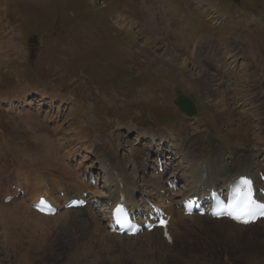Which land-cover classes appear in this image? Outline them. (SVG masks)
Listing matches in <instances>:
<instances>
[{
  "label": "rangeland",
  "instance_id": "374dc122",
  "mask_svg": "<svg viewBox=\"0 0 264 264\" xmlns=\"http://www.w3.org/2000/svg\"><path fill=\"white\" fill-rule=\"evenodd\" d=\"M176 54L194 69L189 79L170 60ZM228 69L240 79L225 77ZM203 71L227 86L225 112L213 107L219 96L193 81ZM257 84H264V0H0V264H264L258 228L241 238L194 221L195 234L185 235L194 227L188 222L173 228L177 242L167 248L146 236L103 238L86 208L62 224L33 219L30 206L50 178L40 168L45 158L76 179L80 168L92 169L94 191L108 194L90 151L96 139H110L106 150L114 145L138 181L145 154L155 174L156 149L175 168L184 167L178 145L192 141L253 150L264 136V110L251 113ZM181 94L196 104L192 116L179 109ZM178 179L183 196L185 177ZM55 180V197L64 198L66 188L58 190L68 179ZM16 187L25 194L6 202ZM20 202L26 209L16 216Z\"/></svg>",
  "mask_w": 264,
  "mask_h": 264
},
{
  "label": "bare ground",
  "instance_id": "6f19581e",
  "mask_svg": "<svg viewBox=\"0 0 264 264\" xmlns=\"http://www.w3.org/2000/svg\"><path fill=\"white\" fill-rule=\"evenodd\" d=\"M121 20H125V18H122ZM180 21L181 20H179L178 23H175V25H178V24L180 25ZM147 42L149 43L148 46H151V45L153 46L155 44V41H152L151 39L147 40ZM170 60L171 61L179 60L177 54L173 55V58ZM213 60L214 62H216L215 64L216 66H221V63H219V60L218 61H216V59H213ZM167 61L168 60H166V62ZM234 62L237 64V59L234 60ZM177 63H178V67L180 68L179 70H181L180 72H183L188 79L190 76L194 74V71H193L194 69L192 70L190 65L188 66L189 63H187V61L180 60V61H177ZM222 65L224 66L225 63H223ZM232 71L234 73H232ZM226 72L228 73L225 74V77L230 76V78H234V80L240 77L238 76L239 74H237V70L234 71L233 69L232 70L228 69L226 70ZM216 78H217L216 74L213 75L211 73L203 71L202 75L198 77H194L193 81L196 82L197 84L203 85V88L208 89L209 91H213L214 94H216L217 96H219V98H221V101L215 103L213 107L215 109L220 110V112L223 113L226 111V109L224 108V105L226 103L225 102L226 94L224 95L222 91H225L226 93L228 92V88L224 84L223 85L226 86V88L224 87V90L220 88L222 86H218V84L215 83L216 80L218 79ZM216 85H217V88H213V86H216ZM253 89H254L252 90V92H254L253 95L256 94V98L259 100V102L254 101V100L252 101L250 99L252 101L250 103V105H252L251 113H254L256 108H258L260 112H262L261 109L264 110V98H263L264 84H257L256 86L253 87ZM253 103L255 104L253 105ZM85 135H88V133H85ZM105 140L110 141V144H112L110 139H103L100 141L96 139L90 151L95 155L94 163L99 165V170H101L105 175V178H106L105 182L107 184L108 194L100 193L97 195L96 193L98 191H94V189H96L95 186H92L91 183H88L85 181V178H84L85 173L83 170L81 171L82 168H80L79 174H80L81 181L83 180L82 182L83 184H81L80 183L81 181L78 179H77V182L75 183L77 192H79L81 196L84 192H86V191H82L83 187L87 186L89 189V193L95 194L94 197H97V202H99L100 200L107 201V204L104 206V209L101 210L100 213L107 211L109 213L108 216L101 217L99 214L98 215L92 214V217H90V220L92 221L91 224H93L92 231L93 232L100 231L101 236H103V238L111 239V240L115 238V239H118L119 242H122V243L125 240L127 241L136 240V238H127L126 236H120L115 233L114 234L111 233L109 225L106 224V221L108 220V218H110L114 208L121 202L130 204V207L134 212L145 209V208L150 209V206L146 205L147 203H155L159 205L168 214L172 216L171 221H170V230L173 229L174 227H177V229H179L180 225H186V223L188 224V222H191L192 225H194V227L192 228L193 230L188 227L187 232L186 231L183 232L185 235H190L188 233L195 234V231H196L195 225L198 224L199 222H194V221H201V223L206 225L208 228L209 227L213 228L214 226H216L219 229H228L229 236H235V232L238 233V235L236 236H241L243 234L242 232L250 228L258 227L260 224H261V227L264 228V221H261V222L259 221L258 223H256L257 225L240 226L226 219L213 220L210 218H203V217H198V216H186L184 214V210L180 206L182 202H184V200H186L187 198H194V197L204 198L209 195L211 190H218L221 192L228 187V184L232 182V180L238 177H242V176H249L255 179L258 186H263L264 183L262 181V177H264V158H262L263 160H261L260 157L264 156V147L261 146L264 141V136L262 138L257 137L258 141L253 142L254 143L253 150L240 149L239 147L242 144L241 145L236 144L238 148L235 147L234 150L225 151V149H222L220 145L215 146L214 144H210L211 143L210 140H208V143L206 142L207 144L204 142L192 141L188 144L184 143V144L178 145V149H182L181 152L184 154V155L182 154V157L184 159V167L183 168H178V167L172 168L171 167V174L173 175V179L178 178V176L185 177V182H186L185 184L186 189L184 190V195L182 196V199L178 201L175 199L179 197L178 196L179 194H176L174 190H169L167 188V184H165L163 180L164 173H159L157 176L152 175L150 176V179H147V176H146L144 178H141V181L140 180L138 181V179L140 178L137 179L135 176H132L128 171V167L125 166L123 159H121L119 156L115 154V152H113L114 145H112V150L110 149L111 152L109 150H106L105 146L107 144L104 143ZM102 146L104 147V150L102 149ZM243 151H245V153ZM227 153L229 155H227ZM114 155H116V157ZM235 156H236V159L233 160ZM178 157L181 158V156L179 155ZM48 160L45 158L42 161L40 160V163H39L41 166L40 168H42L45 171L44 174L50 175V178H47L46 181L42 182L40 186L41 188H43L46 184L45 188H47L48 191L46 189H43V191L41 190L37 192L35 196H33L32 199L34 202L39 201L40 197L46 194L45 192L47 191L50 193L49 199L53 203L58 204V206L61 205V208H63L66 202H68L74 196H78V195H73L68 191V193H65L64 203L60 204L59 199H56L54 197L56 190L53 187V185H54V182H56L55 180L56 178H60V179L66 178L68 179V181L61 182L63 188L59 192L64 191L63 189L65 188L66 190H69L70 186H72L73 184L72 182L75 180V178L72 176L73 174L71 173L73 172V170L71 168H70V171L67 168H63L62 170L61 169L59 170L55 165L57 164L58 161L53 162V159L51 158ZM232 160L233 162H230ZM45 161L48 162V164L45 163ZM41 163L45 165L42 166ZM138 163L140 164L139 167L141 168L142 171H144V173H146L147 170L150 169L146 157H143L142 159L140 158ZM47 165H51L50 168ZM162 165L165 166L164 171L165 169L167 171V169L169 168L167 167L168 164H163L162 162ZM158 169L159 167L156 168V170ZM48 187L50 188L48 189ZM163 189H166V191H168L169 193L168 196H163L160 194V191ZM6 197L7 195L5 196V198ZM168 200L170 201L169 204H167ZM21 205H22L21 202L18 203L15 207L17 209L14 208L12 210V211L15 210L16 213L14 212L13 213L16 216L21 214L23 210L26 209L24 205L22 206ZM88 208L90 209V206ZM82 211H85V210L83 209L65 210L64 212H61L60 215L58 216L56 215V217L44 216L42 214H39L38 212L33 211V215H34L33 219L35 218L39 220L42 218V219L52 220V219L62 218V221H63L62 224H67L69 223L68 218L72 213H79ZM11 212L8 210L4 213L13 214ZM4 213H1V214H4ZM26 215H27V212H26ZM72 219H74L75 221H78L76 217H73ZM93 219L95 220L96 224L93 223ZM49 223L52 225V222H48V223L42 222L43 225L41 224V228L42 229L51 228V225L44 226V224H49ZM157 231L161 232L162 230L156 229L152 233L139 235L137 239H139L141 236L146 235V238H147L146 244L147 243L151 244L152 242L159 241L160 244L161 242H163L167 248H171V245H168L167 240L163 237L162 235L163 232L161 234V237L163 239L159 235L157 234L155 235ZM198 235H200V232L198 233ZM173 242L174 244H176L177 240L174 239ZM129 243L131 242L129 241ZM262 243H264V241L261 239L260 244ZM262 252H264V249L262 250ZM203 259L204 257L202 258V260Z\"/></svg>",
  "mask_w": 264,
  "mask_h": 264
},
{
  "label": "snow or ice",
  "instance_id": "6c2138e0",
  "mask_svg": "<svg viewBox=\"0 0 264 264\" xmlns=\"http://www.w3.org/2000/svg\"><path fill=\"white\" fill-rule=\"evenodd\" d=\"M214 214L227 215L240 223L247 224L254 222L257 216L264 217V206L258 205L253 199L251 180L241 177L235 187L232 202Z\"/></svg>",
  "mask_w": 264,
  "mask_h": 264
},
{
  "label": "water",
  "instance_id": "95a60500",
  "mask_svg": "<svg viewBox=\"0 0 264 264\" xmlns=\"http://www.w3.org/2000/svg\"><path fill=\"white\" fill-rule=\"evenodd\" d=\"M178 105L183 112L189 115H192V112L195 110V105L184 95L178 98Z\"/></svg>",
  "mask_w": 264,
  "mask_h": 264
}]
</instances>
